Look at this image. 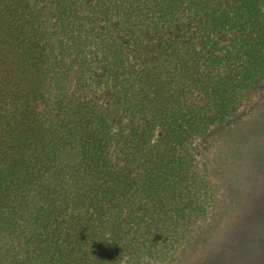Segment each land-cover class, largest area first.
<instances>
[{
	"label": "trees",
	"instance_id": "16d2710c",
	"mask_svg": "<svg viewBox=\"0 0 264 264\" xmlns=\"http://www.w3.org/2000/svg\"><path fill=\"white\" fill-rule=\"evenodd\" d=\"M254 100L264 0H0V264L211 250Z\"/></svg>",
	"mask_w": 264,
	"mask_h": 264
},
{
	"label": "rangeland",
	"instance_id": "374dc122",
	"mask_svg": "<svg viewBox=\"0 0 264 264\" xmlns=\"http://www.w3.org/2000/svg\"><path fill=\"white\" fill-rule=\"evenodd\" d=\"M106 94L100 93L107 99ZM256 101L258 102L254 100L249 105L250 110L245 118L249 123V132H246L248 150L252 151V157L254 155L258 157V161L245 168L242 162L236 170H232L233 178L230 185L233 187L232 194L224 195L223 198V205H228L224 211L222 208L221 213H218L215 220L210 221L207 226V229H216L217 232L216 237L209 242L208 246L212 247L211 250L206 249L201 256L189 250L188 257L186 255L174 258L166 264H208L215 258V251L219 247L225 248L228 244L231 250L229 264H264V221L256 224L253 220L256 212L264 206V161L260 158L264 152V102L260 105L256 104ZM218 152L220 151L215 154ZM223 154L225 155L221 153ZM223 187L225 189L226 185ZM258 232H261L263 236H260ZM251 235H256V238L251 240Z\"/></svg>",
	"mask_w": 264,
	"mask_h": 264
}]
</instances>
